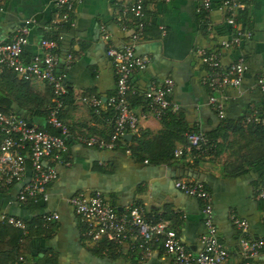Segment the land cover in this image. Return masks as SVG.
Returning <instances> with one entry per match:
<instances>
[{
	"label": "crops",
	"instance_id": "1",
	"mask_svg": "<svg viewBox=\"0 0 264 264\" xmlns=\"http://www.w3.org/2000/svg\"><path fill=\"white\" fill-rule=\"evenodd\" d=\"M212 1L213 9L206 19L210 30L192 0L145 7L152 26L138 43L136 54L148 57L150 62L144 71L133 75L131 83L137 92L144 93L151 83L172 79L170 98L178 107L175 114L183 127L174 123L164 127L161 120L141 117L138 134L126 136L129 146L137 147L140 141L142 149L138 155L117 149H89L71 141V165L57 168L58 178L47 188V201L37 207L16 202L18 186L0 192V264H17L18 257L24 258L18 264H173L159 246L135 258L136 252L129 243H113L101 250L100 242L85 237L78 217L65 199L96 192L119 212L139 204L147 216L171 220L181 242L197 254L204 232L201 203L176 189L175 181L203 182L212 194L214 219L230 264L243 261L238 248L239 233L231 217L245 220L254 239L264 236V200L257 199L264 177V159L256 163L259 157L255 156L257 148L264 150V138L258 142L255 128L249 127L254 123L247 121L251 115L264 114V93L257 85L259 78L264 79V0H240L246 9L238 16L245 29L252 32V38L237 49L227 50H222L220 42L230 37V28L225 13L219 9L221 0ZM116 2L84 0L72 16L71 26L60 28L59 35L51 28L55 17L53 0H5L0 6V43L10 41L25 20H36L23 50L25 63L42 54L40 41L44 38H57L62 59L73 54L75 59L66 80L69 96L61 120L74 135L102 137L112 129L111 116L96 115L76 98L96 97L106 102L115 91V74L105 51L109 45L120 47L132 30L131 24L127 31L117 26ZM101 26L109 33L108 41L101 38ZM209 51H219L225 66L242 55L247 66L240 89L225 90L229 100L224 119L209 106V91L203 85L206 67L201 53ZM50 100L42 82L24 84L12 74L0 75V108L7 113L29 116L46 109ZM144 106L143 102L133 108L141 116ZM45 120L32 117L31 125L44 126ZM185 129L214 136L215 155L198 157L186 152L178 160L171 157L172 152L186 145ZM51 211L59 214V220L44 228L40 216ZM2 216L17 217L27 223L24 254L11 251L12 230L4 228ZM253 263L264 264V257Z\"/></svg>",
	"mask_w": 264,
	"mask_h": 264
},
{
	"label": "built area",
	"instance_id": "2",
	"mask_svg": "<svg viewBox=\"0 0 264 264\" xmlns=\"http://www.w3.org/2000/svg\"><path fill=\"white\" fill-rule=\"evenodd\" d=\"M5 0H0V6ZM84 0H53L55 17L51 28L56 33L60 28L71 26V18ZM172 0H117V15L115 22L121 30L127 31L129 24L132 30L120 47L107 46L105 54L112 64L115 74V91L106 102L96 97H77L79 104L85 105L96 115L103 112L111 113L112 131L108 138L94 134L74 135L70 128L61 120V114L66 105L68 88L66 84L68 71L71 69L74 56L69 53L61 58L58 52V40L42 39L40 49L42 54L35 55L30 62L22 59L24 47L28 43L31 28L36 25L33 18L27 19L18 27L10 41L0 43V74L10 71L17 78L25 81H40L45 83L51 92L52 100L48 106L46 123L59 131L51 134L48 131L32 125L13 113L0 110V192L11 191L19 187L16 202L47 201V188L58 178L57 168L71 165L70 143L78 142L89 149L114 150L125 146L127 135H137L139 132V117L135 112L131 97L137 93L131 79L134 74L144 71L150 59L136 54V47L143 39L146 30L152 26L146 17L145 7L148 4H167ZM196 4V12L203 16L207 23V15L213 9L212 0H192ZM219 9L225 13V22L230 28V37L220 42L222 50L237 49L241 43L252 38V32L246 30L238 21V15L246 9L240 0H222ZM101 38L109 40L106 27L101 26ZM57 35H59L57 33ZM201 62L206 67L203 85L209 91L208 104L220 119L225 118V104L229 100L225 94L227 88L240 89L243 75L247 70L245 60L240 55L232 64L222 63L219 51L201 53ZM257 85L264 93V79L259 78ZM174 87L172 79L162 83H151L144 92V113L156 120H162L174 115L178 107L173 104L170 95ZM249 123L264 125V114L251 115ZM186 145L173 152L178 160L185 153L198 157H212L217 152V144L204 132L188 131L185 134ZM130 154L129 149L126 150ZM29 161V163H28ZM174 186L186 196L197 199L201 203L204 232L199 238L200 250L192 253L181 242L171 220L161 216H147L142 205H131L119 212L106 202L103 195L96 192L91 195L75 194L65 199L71 207L80 224L85 237L93 242L107 240L117 246L129 243L131 250H139L142 254L155 246L162 248L165 255L171 258L173 264H230L229 253L221 242L214 219L212 194L203 182L175 181ZM257 199L264 200V177L257 193ZM179 219L185 217L177 215ZM59 220L55 211L40 216L41 226L46 228ZM231 222L239 233L238 248L243 259L240 264H254L253 261L264 257V236L254 239L249 232L245 220L231 217ZM1 223L21 232L24 238L29 229L27 223L17 217L2 216ZM19 240V243L22 241ZM142 256V255H141ZM24 258L18 257L17 264Z\"/></svg>",
	"mask_w": 264,
	"mask_h": 264
},
{
	"label": "trees",
	"instance_id": "3",
	"mask_svg": "<svg viewBox=\"0 0 264 264\" xmlns=\"http://www.w3.org/2000/svg\"><path fill=\"white\" fill-rule=\"evenodd\" d=\"M222 1V0H221ZM238 21L241 23V25H243L244 26V22L243 21H241V18H239L238 17ZM5 73H8V74H12L13 75V77L17 80V81H19L20 83H24V84H30V83H32L33 81H30V82H25V81H22V80H20V79H18L17 78V76H16V74L15 73H13V72H10V71H5V72H3V73H1L0 75H2V74H5ZM43 83V82H42ZM46 87H47V89H48V91H49V94H50V99L52 100V96H51V92H50V89H49V87L45 84V83H43ZM68 96H69V94L67 95V98H66V103H67V101H68ZM51 100H50V103H51ZM144 102V93H139V92H137L135 95H133L132 97H131V104H132V106L134 107V106H136V105H139V104H141V103H143ZM49 103V104H50ZM48 107L46 108V109H39V110H37V111H35L33 114H31V115H29V116H20V115H18L19 117H21V118H23V119H25L29 124H31V120H32V117L34 118H47V114H48ZM0 110L1 111H3V112H5V113H7L5 110H3V109H1L0 108ZM100 116H111V113L109 114V112L108 113H105V112H103ZM178 119H177V116H176V114L175 115H169L168 117H166V118H164V119H162L161 121H162V123H163V125H164V127H168L170 124H176L177 125V127H183L180 123H179V121H177ZM46 121V120H45ZM167 121H169V123H167ZM178 122V123H177ZM250 126L249 127H254L255 129L253 130V132H255V137H256V139L258 140V142H262V140H263V134H264V125H261V124H249ZM42 127V129H44V130H46V131H48L49 133H51V134H57L58 133V131L56 130V129H53V128H51L47 123H46V125H44V126H41ZM40 127V128H41ZM186 131H184V132H188V131H198V130H194V129H191V130H187V129H185ZM111 131H112V129H111ZM111 133V132H110ZM110 133L109 134H107V136H102V137H104V138H108L109 137V135H110ZM207 135V134H206ZM212 141H214L215 142V140H216V138L214 137V136H212V135H207ZM125 141V146H120V147H118L117 148V150H120V151H122V152H126V150L127 149H129L130 151H131V155L132 154H135V155H138V152L142 149V145H140V141H138V143H139V145L137 146V147H132V146H129L130 144H129V142L127 141V139H125L124 140ZM251 154H252V156H253V150L251 151ZM255 156H258L259 158H258V162H256V163H259V162H262V160L264 159V150L262 149V148H257L256 150H255ZM168 157L170 158V153H168ZM171 157H173V152H172V155H171ZM28 163H29V161H28ZM24 204H29V205H31V206H35V207H37L40 203H39V201L38 202H31V201H29V202H26V203H24ZM4 228L5 229H10V230H12V234H13V237H12V240H11V242H12V244L10 245L11 246V251L13 252H17L18 254H24V251H23V248H22V246H23V242H24V239H25V237L24 238H22V234H21V232L19 231V230H17V229H14V228H12V227H10V226H8V225H4ZM11 232V231H10ZM15 233V234H14ZM22 238V241L19 243V240ZM99 245L101 246V250H103V248H110L111 247V245H113V242H110V241H107V240H102V241H100V243H99ZM133 252H136V253H134L135 255H134V257L135 258H138V256L141 254V252H140V249L139 250H135V251H133ZM12 256H13V254H12ZM141 256V255H140ZM15 257V256H14Z\"/></svg>",
	"mask_w": 264,
	"mask_h": 264
},
{
	"label": "water",
	"instance_id": "4",
	"mask_svg": "<svg viewBox=\"0 0 264 264\" xmlns=\"http://www.w3.org/2000/svg\"><path fill=\"white\" fill-rule=\"evenodd\" d=\"M29 126H32L31 124H29ZM59 132V131H58ZM128 138L131 137V135H127ZM42 201H40L39 203L41 204Z\"/></svg>",
	"mask_w": 264,
	"mask_h": 264
},
{
	"label": "rangeland",
	"instance_id": "5",
	"mask_svg": "<svg viewBox=\"0 0 264 264\" xmlns=\"http://www.w3.org/2000/svg\"><path fill=\"white\" fill-rule=\"evenodd\" d=\"M136 112V111H135ZM137 113V112H136ZM138 115V117H139V123H140V115L139 114H137Z\"/></svg>",
	"mask_w": 264,
	"mask_h": 264
}]
</instances>
